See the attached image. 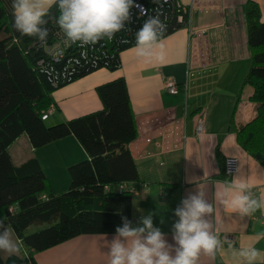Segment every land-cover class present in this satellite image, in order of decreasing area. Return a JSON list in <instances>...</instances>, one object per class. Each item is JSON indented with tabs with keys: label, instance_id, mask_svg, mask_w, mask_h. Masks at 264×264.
Returning a JSON list of instances; mask_svg holds the SVG:
<instances>
[{
	"label": "crops",
	"instance_id": "crops-1",
	"mask_svg": "<svg viewBox=\"0 0 264 264\" xmlns=\"http://www.w3.org/2000/svg\"><path fill=\"white\" fill-rule=\"evenodd\" d=\"M178 1L188 7V23L161 39L151 58L138 56L135 46L120 53L118 70L99 69L56 89L46 121L53 125L101 111L97 88L122 79L136 127L127 146L138 173L130 184L133 225L153 214L154 225L174 244V210L189 194L202 191L214 208L209 222L224 248L215 257L201 255L199 264H236L230 245L254 244L264 251V238L256 240L264 236V210L241 217L225 211L218 197L224 182L234 178L253 185L254 195L264 194V167L240 147L234 130L256 113L249 99L252 89L243 84L251 61L244 16L248 0ZM252 1L264 21V0ZM169 79L180 87L175 95L164 90ZM199 119L203 132L197 134ZM8 153L15 166L35 159L47 193L54 196L69 189V168L88 160L72 135L32 148L23 134ZM227 158L238 162L230 177L223 173ZM113 237L81 235L36 253L34 259L37 264H109Z\"/></svg>",
	"mask_w": 264,
	"mask_h": 264
},
{
	"label": "trees",
	"instance_id": "trees-1",
	"mask_svg": "<svg viewBox=\"0 0 264 264\" xmlns=\"http://www.w3.org/2000/svg\"><path fill=\"white\" fill-rule=\"evenodd\" d=\"M125 29L113 40L104 38L94 46L69 44L62 67L48 54L61 38L53 6L46 25L45 43L21 36L13 27V0H0V221L10 227L18 254L0 255V264H37L34 255L81 235H115L122 217L131 218L130 184L138 180L128 150L136 127L125 83L118 79L97 88L103 109L58 124L41 119L52 106L51 94L96 70L114 72L120 53L136 46V32L150 16L165 24L160 40L188 23V7L178 0H134ZM246 38L251 61L243 84L252 89L250 101L256 113L235 127L240 147L264 167V21L257 3L248 0L244 10ZM32 148L72 135L88 160L69 168V189L60 195L47 193L45 176L35 159L15 166L8 148L21 135ZM224 172V171H223ZM117 186V191H110ZM122 188V189H120ZM38 226L29 233L31 226Z\"/></svg>",
	"mask_w": 264,
	"mask_h": 264
},
{
	"label": "clouds",
	"instance_id": "clouds-1",
	"mask_svg": "<svg viewBox=\"0 0 264 264\" xmlns=\"http://www.w3.org/2000/svg\"><path fill=\"white\" fill-rule=\"evenodd\" d=\"M57 6L56 23L66 44L94 46L107 38L113 40L131 19L134 0H13V27L21 36L47 41L46 27L50 10ZM165 24L159 15L148 17L136 32L137 55L148 59L159 46ZM253 185L240 178L224 182L218 193L225 211L250 216L264 210V194L254 195ZM213 206L199 191L181 200L174 210L178 218L172 227L170 244L162 230L154 225L153 214L141 217L136 225L127 217L115 229L109 246V264H199L201 255L215 257L224 248L209 217ZM264 238L257 236L256 240ZM236 264H264V251L254 244L231 246ZM0 251L20 252L19 244L0 221Z\"/></svg>",
	"mask_w": 264,
	"mask_h": 264
},
{
	"label": "built area",
	"instance_id": "built-area-1",
	"mask_svg": "<svg viewBox=\"0 0 264 264\" xmlns=\"http://www.w3.org/2000/svg\"><path fill=\"white\" fill-rule=\"evenodd\" d=\"M134 7L141 13L144 14V8L142 5L135 3ZM64 38H61L58 40V42L54 43L49 49H48V54L50 57L53 58L55 63L59 65L63 60L64 64L66 62V55L65 51L69 47V44L65 43ZM63 64V65H64ZM180 87L177 85V83L173 79H169L165 82L164 84V90L170 94H177L179 92ZM52 112V107L48 109V111L42 115L41 119L43 121H46L48 119L49 114ZM203 132V124L202 120H198L197 126H196V133L200 134ZM238 169V162L235 158H227L224 161V175L227 177H230L234 175L237 172ZM122 189V188H120Z\"/></svg>",
	"mask_w": 264,
	"mask_h": 264
},
{
	"label": "rangeland",
	"instance_id": "rangeland-1",
	"mask_svg": "<svg viewBox=\"0 0 264 264\" xmlns=\"http://www.w3.org/2000/svg\"><path fill=\"white\" fill-rule=\"evenodd\" d=\"M46 124L49 125L48 121L46 122ZM37 227H38V226H36V225L31 226L28 232H29V233L34 232V231L37 229ZM7 230H8L9 232L11 231L9 227H7ZM10 233L12 234V232H10ZM12 238L15 240L14 234H12ZM15 241H16V240H15ZM0 252H1L3 258L7 257V255L9 254V253L4 252V251H0Z\"/></svg>",
	"mask_w": 264,
	"mask_h": 264
},
{
	"label": "water",
	"instance_id": "water-1",
	"mask_svg": "<svg viewBox=\"0 0 264 264\" xmlns=\"http://www.w3.org/2000/svg\"><path fill=\"white\" fill-rule=\"evenodd\" d=\"M64 64V60L59 64V67H62Z\"/></svg>",
	"mask_w": 264,
	"mask_h": 264
}]
</instances>
